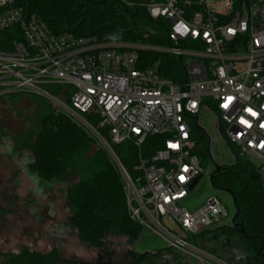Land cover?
<instances>
[{
  "label": "built area",
  "instance_id": "1",
  "mask_svg": "<svg viewBox=\"0 0 264 264\" xmlns=\"http://www.w3.org/2000/svg\"><path fill=\"white\" fill-rule=\"evenodd\" d=\"M21 1L0 0V34H13L0 37V96L24 92L50 100L108 151L121 173L133 222L188 259L233 264L192 238L228 217L221 201L210 197L195 210L182 205L190 184L205 174L191 121L198 124L203 108L215 113L223 139L241 156L259 160L262 177L264 0L135 3L165 31L157 38L149 30L137 41L56 34L38 14H26ZM144 52L178 58L182 65L171 67L175 78L162 75L164 64ZM52 86L63 87L64 97ZM99 127L109 128L112 143L139 148L132 171ZM150 137H161L162 143L144 157L141 148ZM170 222L186 236L177 235Z\"/></svg>",
  "mask_w": 264,
  "mask_h": 264
},
{
  "label": "trees",
  "instance_id": "2",
  "mask_svg": "<svg viewBox=\"0 0 264 264\" xmlns=\"http://www.w3.org/2000/svg\"><path fill=\"white\" fill-rule=\"evenodd\" d=\"M145 1L22 0L20 5L26 14H38L56 34L70 32L76 36L93 35L102 41H137L147 31L154 30L157 38L164 37L165 31L159 22L153 21L144 7L134 5ZM12 35L8 31L0 37ZM160 42L165 43L163 40ZM143 55L152 60L161 58L164 63L161 73L170 79L175 78L171 67L182 65L173 56L152 52H144ZM51 89L64 97L63 87L52 86ZM92 122L98 125L96 120L92 119ZM194 131L195 153L204 156L209 151L207 136L198 126ZM99 132L132 171L138 160L139 148L129 142L112 143L108 127H99ZM161 143V137L148 138L141 148L143 156L150 157ZM14 148L19 154H29L28 172L41 183L52 187L57 182L74 180L73 184L66 186L70 209L68 222L83 244L101 249L110 236L123 235L132 242L142 236L143 227L128 215L123 179L110 154L95 137L61 110L51 105L41 114L37 113L33 127L14 140ZM233 153L236 155L235 163L221 165L218 171L215 168L210 180L214 188L231 194L236 209L232 225L224 227L223 233L229 237L237 234L252 254L240 256L231 253L228 261L233 264H264V184L261 179L249 177L250 171L257 167L247 158L239 157L237 150L233 149ZM241 229L243 233L239 232ZM208 232L210 230H205L192 238ZM211 253L214 254L213 251ZM142 258L136 255V262L131 264H140ZM61 260L56 251L42 254L25 250L13 254L6 264H59Z\"/></svg>",
  "mask_w": 264,
  "mask_h": 264
},
{
  "label": "rangeland",
  "instance_id": "3",
  "mask_svg": "<svg viewBox=\"0 0 264 264\" xmlns=\"http://www.w3.org/2000/svg\"><path fill=\"white\" fill-rule=\"evenodd\" d=\"M154 60L162 62L161 58ZM51 105L55 107L47 98L29 93L0 97V264H6L13 254L25 250L42 254L56 251L62 259L59 264H131L136 262V255L143 257L140 264H203L193 258H182L184 255L176 250H169L166 242L148 229H144L135 242L123 235L110 236L101 249L87 246L79 240L68 222L70 209L66 186L73 184L74 180L57 182L52 187L41 183L28 172L29 154H19L14 148V140L33 127L37 113L41 114ZM191 124L206 134L209 151L204 156L199 155L205 174L182 205L195 210L208 198L216 197L228 212L227 218L193 242L225 260H229L231 253L251 255L237 234L229 237L223 233L224 227L232 225L236 209L231 194L214 188L210 176L215 164L235 163L233 149L237 150L239 157L247 158L257 168L259 160L253 156H241L236 147L223 139L217 117L209 109L203 108L198 124L195 119ZM261 180L264 184V174ZM169 224L177 235L186 236L179 224Z\"/></svg>",
  "mask_w": 264,
  "mask_h": 264
},
{
  "label": "water",
  "instance_id": "4",
  "mask_svg": "<svg viewBox=\"0 0 264 264\" xmlns=\"http://www.w3.org/2000/svg\"><path fill=\"white\" fill-rule=\"evenodd\" d=\"M218 129L219 131L221 132V125L219 123L218 125ZM215 168L216 170H220L221 169V165H218V164H215ZM249 177L253 180H259L261 179V174L256 170V169H252L249 173ZM201 179V177H197L191 184H190V187H189V190H192V188L195 186L196 183L199 182V180ZM235 228H237V225H235ZM239 232H244L243 229L239 230Z\"/></svg>",
  "mask_w": 264,
  "mask_h": 264
},
{
  "label": "snow or ice",
  "instance_id": "5",
  "mask_svg": "<svg viewBox=\"0 0 264 264\" xmlns=\"http://www.w3.org/2000/svg\"><path fill=\"white\" fill-rule=\"evenodd\" d=\"M225 106H227V105H225Z\"/></svg>",
  "mask_w": 264,
  "mask_h": 264
}]
</instances>
